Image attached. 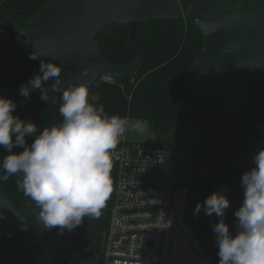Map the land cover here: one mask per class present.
Segmentation results:
<instances>
[{
    "label": "water",
    "instance_id": "1",
    "mask_svg": "<svg viewBox=\"0 0 264 264\" xmlns=\"http://www.w3.org/2000/svg\"><path fill=\"white\" fill-rule=\"evenodd\" d=\"M186 19L205 36L203 49L189 69V87L195 103L226 143L234 166L254 167L253 156L264 148V112L249 81L264 65V0H48L27 22L1 23L17 35L16 49L30 61H52L62 66L61 91L72 84L91 87L102 76L136 75L141 59L128 65L107 62L96 35L110 22L125 25L155 18ZM138 28L131 31L135 40ZM36 57V58H33ZM87 70V74H84ZM40 71L35 67L21 84ZM47 82L48 93L53 91ZM20 84V85H21ZM0 86V96L17 103L14 115L31 121L45 100L36 89L30 99L19 86ZM234 99L241 105L236 108ZM14 139V137H13ZM27 139V138H26ZM24 149L15 147L12 152ZM9 153L0 146V162ZM0 181V232L7 238L20 229L33 234L28 251L42 264H83L77 243L54 233L39 222V209L25 197L16 207ZM37 217L33 230L28 216Z\"/></svg>",
    "mask_w": 264,
    "mask_h": 264
},
{
    "label": "trees",
    "instance_id": "2",
    "mask_svg": "<svg viewBox=\"0 0 264 264\" xmlns=\"http://www.w3.org/2000/svg\"><path fill=\"white\" fill-rule=\"evenodd\" d=\"M48 0H0L1 23L27 22L35 17ZM238 2V0H235ZM138 28L135 40L131 31ZM14 50L7 52L0 44V86L15 88L40 63L30 61L16 49L17 34L11 30ZM103 48L104 59L112 64L128 65L141 59L136 75L115 77L108 82L101 77L89 87L90 95L99 94L98 105H103L107 115L137 118L148 123L156 140L166 145L174 143L190 148L194 158L192 198L189 205L190 221L215 264H218V246L212 225L218 222L213 213L198 216L193 211L198 203L214 191L225 190L230 207L225 211V222L235 234L234 216L243 201L241 177L252 167L234 166L226 151V143L215 132L209 120L195 103L189 87V69L203 49L205 36L202 31L182 16L177 19L155 18L134 21L125 25L110 22L96 35ZM133 77V82L131 81ZM257 94L258 107L264 112V65L249 81ZM62 92H51L31 117L42 131L62 122L59 113ZM237 109L239 100L234 99ZM27 137V143L33 142ZM15 153H19L14 151ZM118 168L112 162V192L100 218L85 217L74 230L60 231V237L77 243L76 256L83 264H103L106 233L109 229L111 210L115 199ZM11 176L1 185L9 192L10 200L18 208L25 198ZM28 221L37 229V217L30 213ZM33 234L20 229L16 236L5 237L0 232V264H42L27 249Z\"/></svg>",
    "mask_w": 264,
    "mask_h": 264
},
{
    "label": "clouds",
    "instance_id": "3",
    "mask_svg": "<svg viewBox=\"0 0 264 264\" xmlns=\"http://www.w3.org/2000/svg\"><path fill=\"white\" fill-rule=\"evenodd\" d=\"M39 69L19 91L30 99V93L39 89L46 101L50 79L53 91H61L63 69L44 60ZM61 100L62 122L41 131L36 123L13 114L14 100L0 96V146L9 153L0 162V181L19 176L17 188L39 209V222L63 232L74 230L85 217L100 218L113 190L112 153L129 130V120L107 115L98 105L99 94L90 95L84 84L64 88ZM132 127L144 130L140 121ZM27 137L34 138L30 145ZM15 147L24 150L12 152ZM253 162L241 177L243 201L234 212L235 234L225 222L230 207L225 190L214 191L193 211L195 216L203 210L218 218L212 225L218 264H264V148L254 154Z\"/></svg>",
    "mask_w": 264,
    "mask_h": 264
},
{
    "label": "built area",
    "instance_id": "4",
    "mask_svg": "<svg viewBox=\"0 0 264 264\" xmlns=\"http://www.w3.org/2000/svg\"><path fill=\"white\" fill-rule=\"evenodd\" d=\"M112 162L118 174L103 264H215L190 221V148L131 141L127 131Z\"/></svg>",
    "mask_w": 264,
    "mask_h": 264
},
{
    "label": "rangeland",
    "instance_id": "5",
    "mask_svg": "<svg viewBox=\"0 0 264 264\" xmlns=\"http://www.w3.org/2000/svg\"><path fill=\"white\" fill-rule=\"evenodd\" d=\"M0 30L3 31V34H0V44H3L2 43V40H1V39H3L4 42H5V44H6L4 46L5 47V50L7 52L13 51L15 47H14V43H13V38H12L11 30L8 29V28H5V27H0ZM133 80L134 79L132 77L131 81L133 82ZM235 105H236V103H235ZM236 108H237V105H236ZM137 121L143 122V124H144V130L143 131L135 130L132 127V125H134ZM128 138L131 141H137V142L152 141V140H155L156 139L155 135L150 130L148 123L145 122V121H143V120H141V119H137V118H131V119H129ZM54 233H56V232H54Z\"/></svg>",
    "mask_w": 264,
    "mask_h": 264
},
{
    "label": "crops",
    "instance_id": "6",
    "mask_svg": "<svg viewBox=\"0 0 264 264\" xmlns=\"http://www.w3.org/2000/svg\"><path fill=\"white\" fill-rule=\"evenodd\" d=\"M0 34H3V31L0 30ZM1 40H2V43H3L4 46H5L6 44H5L4 40H3V39H1ZM13 43H14V42H13Z\"/></svg>",
    "mask_w": 264,
    "mask_h": 264
}]
</instances>
